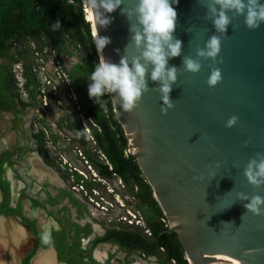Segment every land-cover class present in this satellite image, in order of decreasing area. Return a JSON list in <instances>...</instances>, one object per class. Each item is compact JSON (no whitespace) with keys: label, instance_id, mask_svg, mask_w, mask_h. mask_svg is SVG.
Returning <instances> with one entry per match:
<instances>
[{"label":"water","instance_id":"1","mask_svg":"<svg viewBox=\"0 0 264 264\" xmlns=\"http://www.w3.org/2000/svg\"><path fill=\"white\" fill-rule=\"evenodd\" d=\"M173 6L178 13L174 36L182 41L181 55L169 59L170 66L181 67L170 93L175 107L162 114L160 94L150 90L134 111L124 112L118 96L107 94L113 115L165 218V231L175 233L187 264H264V216L246 212L236 198L239 191L264 196V186L254 188L243 175L248 159L264 152V23L250 30L241 16L234 20L239 28L229 26L219 54L223 63L216 65L223 79L210 88L211 60L203 61L195 74L182 67L183 56L195 58L196 48L214 32L204 18L207 9L198 0H179ZM89 13L95 32L90 8ZM107 15L112 22L99 28V34L111 43L100 59L118 63L130 40L129 21L120 8ZM94 50L98 57L95 44ZM60 58L66 64L77 60L64 53ZM148 85L151 89L157 83L149 79ZM232 115L238 122L227 128ZM5 219L0 216V230Z\"/></svg>","mask_w":264,"mask_h":264},{"label":"flooded vegetation","instance_id":"2","mask_svg":"<svg viewBox=\"0 0 264 264\" xmlns=\"http://www.w3.org/2000/svg\"><path fill=\"white\" fill-rule=\"evenodd\" d=\"M62 63L76 91L86 89L77 60ZM0 84V216L8 218L0 230V264H176L158 245V236L168 231L165 226L155 231L154 210L143 189L130 177L123 183L114 173L106 177L94 171L88 157L108 162L96 154L101 151L93 139L81 133L75 113L63 110L48 121L47 107L36 96L29 103L15 95V84L14 89L2 80ZM67 116L74 122L72 129ZM35 121L45 133L33 127ZM58 156L83 170L88 176L84 187L95 188L111 206L100 209L72 189ZM126 210L134 211L140 224L119 219ZM44 233L50 243L42 242Z\"/></svg>","mask_w":264,"mask_h":264},{"label":"clouds","instance_id":"3","mask_svg":"<svg viewBox=\"0 0 264 264\" xmlns=\"http://www.w3.org/2000/svg\"><path fill=\"white\" fill-rule=\"evenodd\" d=\"M85 2L92 10V17L97 25L93 33V43L98 53H103L104 48L111 43L110 37L99 34V28H106L112 22V17L107 15L108 13L120 8L121 14L129 21L130 32V40L123 51L125 54L121 55L118 63L103 56L94 66V70L87 78L90 81L89 97L98 103L106 94H116L123 111L132 112L139 106L143 94L151 90L160 94L163 102L161 112L167 114L169 109L175 107L170 93L172 85L178 81L181 70V67L169 65L170 58L179 57L182 53V41L174 36L178 13L173 5L178 4L179 0H131L132 6H128L130 0ZM198 2L207 9L204 18L212 23L214 32L204 42L203 47L196 48L195 58L183 56L182 67L184 72L195 74L201 71L203 61L211 60L210 75L206 83L212 88L223 79L221 69L216 65L223 63V57L219 54L222 50V38L227 35L229 26L231 25L234 30L239 28V24L234 23V20L242 16L248 29L259 28L264 23V3L260 0H198ZM61 27L59 20L51 25L54 32ZM117 51L119 52V49ZM149 79L156 82L157 86L150 89ZM238 119L236 115L230 116L225 122V127H234ZM249 143L250 138L244 141L245 146ZM216 167H221V164L217 162ZM243 175L247 183L254 188L264 186V152H256L248 159L243 168ZM193 179L203 177L194 176ZM236 198L244 202L246 212L264 216V196L257 193L250 196L239 191ZM50 241V236L44 233L42 242Z\"/></svg>","mask_w":264,"mask_h":264},{"label":"trees","instance_id":"4","mask_svg":"<svg viewBox=\"0 0 264 264\" xmlns=\"http://www.w3.org/2000/svg\"><path fill=\"white\" fill-rule=\"evenodd\" d=\"M82 8V0H0V81L7 82V86L10 85L9 88L14 89L15 79L13 74L11 76L10 65L14 61H20L23 87L28 99L34 101L37 79L31 71L33 53L36 52L45 60L51 53L60 60L63 53L76 57V66L87 82V88L76 91L77 87L72 82L71 84L82 111L96 125V128H90L89 135L95 147L105 156L110 168L90 157L87 158L88 162L98 175L109 177L114 173L123 183L130 177L136 188L143 189L149 200V207L154 210L157 232L163 228L159 218L164 216L152 199L150 189L134 160L129 154H123L126 140L115 120L107 94L101 97L98 103L88 95L90 81L87 78L98 63V57L89 31L90 23L84 19ZM57 20L62 27L54 32L51 25ZM2 60L8 61L7 68ZM67 74L69 76L68 72ZM15 95L18 96L19 93L15 92ZM65 120L71 129L75 127L69 116ZM80 131L85 134L83 130ZM129 191L131 193V188ZM136 208L142 211L141 205ZM158 245L169 252L176 264H187L181 257L182 251L174 232L160 234Z\"/></svg>","mask_w":264,"mask_h":264},{"label":"built area","instance_id":"5","mask_svg":"<svg viewBox=\"0 0 264 264\" xmlns=\"http://www.w3.org/2000/svg\"><path fill=\"white\" fill-rule=\"evenodd\" d=\"M33 55H35V58H33L34 63L31 64V71L32 73H34L37 79L36 97L38 102L42 106H47L48 102L52 100L56 105L61 106V102L56 98L57 88L53 83L54 80H57L63 86L65 98L69 101L72 112L75 113V118L78 122V125L81 129H83L84 133L88 135V138L92 142V138L89 135V129L91 127L96 128V125L89 117L84 114V112L80 108V105L76 98V94L72 88L70 78L63 66L62 61L54 56L53 53L50 54L47 60L38 56L36 52H34ZM12 67L13 68L11 69V72L15 79V84L19 96L24 101H26L28 100V96L23 87L24 78L22 75V68L18 67L16 63L12 64ZM33 127L45 133V127L40 125L38 122L35 121ZM47 143L48 145L50 144L49 142ZM77 153L80 154L79 152ZM96 154L99 158L104 160V156L102 155V153L96 151ZM123 154H128V150L126 147L123 150ZM58 157L61 166H65L68 170L67 181L69 182L72 189L80 191L92 204L100 209L105 210L107 207L111 206V202L104 200L102 197L98 196L97 190L95 188L86 189L84 187V182L88 179V176L84 173L83 170L70 166L67 162L64 161L62 157ZM89 171L92 175H94V173L90 169ZM106 189L110 190L109 188ZM117 202L121 205L120 201ZM125 212L126 215H121L119 219L125 220L129 224H140V218L134 211L126 210ZM159 220L163 223V226H166L164 217L159 218Z\"/></svg>","mask_w":264,"mask_h":264},{"label":"crops","instance_id":"6","mask_svg":"<svg viewBox=\"0 0 264 264\" xmlns=\"http://www.w3.org/2000/svg\"><path fill=\"white\" fill-rule=\"evenodd\" d=\"M70 62H71L70 64H75L76 63L75 60L74 61H70ZM53 83H54V85L57 88V96H56V98L61 102V106L56 105L52 100H50L48 102V105L46 106L47 107V111H46V114H45L47 119H48V121H53L54 120V118L52 120H49V117L52 116L53 114H55V116L59 115V113L63 115L65 110L71 109L69 101L65 98L63 86L57 80H54ZM29 101H30L29 99L26 100V102H29ZM31 102L32 101H30V103Z\"/></svg>","mask_w":264,"mask_h":264},{"label":"bare ground","instance_id":"7","mask_svg":"<svg viewBox=\"0 0 264 264\" xmlns=\"http://www.w3.org/2000/svg\"><path fill=\"white\" fill-rule=\"evenodd\" d=\"M85 13H86V17H85V19L90 23V31H91V33H92V38H93V33H94V31H93V27H92V22H91V17H90V13H89V8H88V5H87V3L85 2ZM96 52H97V54H98V57H99V59H100V53H98V51H97V49H96ZM98 59V60H99ZM189 263V262H188ZM190 264V263H189Z\"/></svg>","mask_w":264,"mask_h":264},{"label":"rangeland","instance_id":"8","mask_svg":"<svg viewBox=\"0 0 264 264\" xmlns=\"http://www.w3.org/2000/svg\"><path fill=\"white\" fill-rule=\"evenodd\" d=\"M82 6H83L82 9H83L84 18H85V17H86V13L84 12V11H85V0H82ZM30 46H31V45H30ZM33 58H35V55H33ZM33 58H32V59H33ZM98 59H99V57H98ZM99 60H100V59H99ZM32 62L34 63V59L32 60ZM15 63L17 64L18 67H21L20 61H18V60H17V61H14L12 64H15ZM12 64L10 65V68H11V69L13 68V67H12ZM54 116H55V114H53L52 116H50V117H49V120H52L53 118H55ZM160 222H161V221H160Z\"/></svg>","mask_w":264,"mask_h":264}]
</instances>
